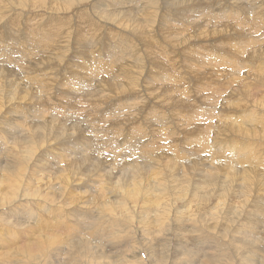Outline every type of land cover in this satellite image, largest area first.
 Returning a JSON list of instances; mask_svg holds the SVG:
<instances>
[{
	"label": "rangeland",
	"instance_id": "obj_1",
	"mask_svg": "<svg viewBox=\"0 0 264 264\" xmlns=\"http://www.w3.org/2000/svg\"><path fill=\"white\" fill-rule=\"evenodd\" d=\"M164 1L0 0V47L3 46L0 48V69L5 67L9 71V81H0V183H6L5 169L9 167H12L10 171L15 180L12 190L8 182L0 189V204L5 206H0V264H264V144L255 143L263 141L228 140L232 136L217 135L210 127L221 123L219 120L226 117L230 122L221 124L240 126V121L250 123L251 119H256L250 115V109L262 108L264 0ZM228 14L232 20L228 19ZM226 29L233 32L221 37ZM43 30L49 31L48 39H54L55 45L47 54L53 61L35 68L29 74L32 80L25 82L27 77L24 72L21 73L24 68L21 55L19 63L15 59L17 55L13 57V63L8 58L11 51L4 49L5 41L11 35L15 37L14 44L24 40L41 47L33 41L34 34ZM212 35L213 39L210 40ZM28 36L32 38L29 41ZM66 36L70 46L64 42ZM112 39L120 42L124 39L127 51ZM29 47L33 55L41 52ZM156 56L161 63L156 61ZM259 61L263 66L253 71L247 68ZM239 64L242 71L236 69ZM125 70L128 77L123 74ZM35 71H39L40 78L47 72L56 73L58 86L52 83L44 94L39 89L33 90V97L29 101L16 103V89H33L32 86L40 82L35 78ZM250 71L253 74L249 78L241 79ZM94 74L100 82L113 80L134 89L123 90L120 96H117V91L103 89L99 94L106 96H94L91 101L87 98L90 88L85 87L84 81L98 86ZM132 79L138 81L137 88ZM35 92L40 95L35 97ZM229 97L241 99L239 104L248 108L246 112L250 114L243 115L244 109L241 110L243 113L240 112L242 114L231 115V118L228 116L231 112L229 109L226 115L223 105L229 103H225ZM86 100L94 105V109L91 105L89 112L84 107L87 106L84 104ZM216 101L218 103L214 104ZM35 110H43L44 114L34 118L32 111ZM246 115L249 119L245 118ZM255 116L262 119L260 115ZM89 118L95 119V124L87 122ZM157 120L162 122L159 124ZM132 127H137L134 133H131ZM136 129L144 130L140 134ZM117 131L123 135L118 141L114 139L118 138ZM99 132L103 133L96 135ZM130 134L135 137L137 145L136 142L124 145ZM101 136L103 141L100 142ZM94 138L95 141H92ZM111 139L115 141L111 142ZM35 142L50 149L42 150L43 158L36 166L31 161V167L37 168V174L33 176L30 173L33 170L28 172V166L22 168L15 162L24 157L27 163L29 153L26 149ZM212 143L214 146L226 144L223 150L227 147L231 150L232 144L257 148L258 151L254 150V154L244 159L251 158L252 163H258L255 166L258 169H252L250 163L245 166L239 163L247 160L226 158L214 152V149L212 151L209 148ZM73 145L81 146L82 154L77 155L79 160L71 162L73 168L66 173L64 160L74 158L70 157V147L73 150ZM145 145L153 150L146 147L148 156L151 153L161 155V163L146 167L149 173L136 181L139 190H135V186H127L126 178L129 176L122 175L124 182L121 187H124L116 192L123 198L111 199L114 203L110 208L111 213H98L94 208L105 210V204H94V198L99 196L102 185H107L108 180L114 178L107 172L114 168L115 162L123 166L117 165L118 172L122 168L126 170L129 164L137 163V158L131 156L132 151L128 148L136 146L140 151L136 153H141L140 149ZM54 149L58 158H63L65 153L67 156L63 158L64 163L60 164V168L52 165L60 161H51L55 156ZM119 150L122 154L118 153ZM7 152H10L8 161ZM84 154L87 156L82 157ZM49 156L50 167H39L47 162ZM90 160L97 162L94 165H104L102 169L106 168L105 172L100 174L80 164ZM112 160L115 162H110ZM111 164L113 166L107 168ZM22 175L25 180L21 181ZM117 175L115 173L119 177ZM64 176L69 179L67 183L62 179ZM38 178L43 182L38 184ZM118 180L114 179L113 186ZM38 186L47 189L44 194L55 190V199L46 201L44 194L29 196L36 193ZM63 188L64 191L75 190L71 200L64 193H61L63 199L58 197V192ZM85 201L90 204L87 205ZM37 203L45 207L41 208ZM59 206L66 212L65 215L58 210L56 213H59L53 216L50 208L56 211ZM28 216L31 220H27ZM41 221L44 224L40 225ZM47 222H50L49 225ZM72 227L77 230L71 231ZM87 228L100 234L91 233L89 236L93 240L88 242L90 245L77 249L76 256L71 253L70 245L72 240L79 242V239L70 236L72 233L77 237L82 233L87 235L90 232ZM35 233L52 236L65 234L62 243L56 245L57 241H50L49 244L55 245L49 247L41 244L42 248L39 249Z\"/></svg>",
	"mask_w": 264,
	"mask_h": 264
},
{
	"label": "bare ground",
	"instance_id": "obj_2",
	"mask_svg": "<svg viewBox=\"0 0 264 264\" xmlns=\"http://www.w3.org/2000/svg\"><path fill=\"white\" fill-rule=\"evenodd\" d=\"M167 3L168 2H170L169 0H165ZM164 1V2H165ZM187 1V0H186ZM255 1V0H254ZM191 2H196V0H192ZM187 4H189V3H187ZM259 6V5H258ZM165 10V9H164ZM258 11V10H257ZM255 13H257V12H255ZM218 15V14H217ZM229 15V17H228V19L230 20L231 19V16H230V14H228ZM233 15V14H232ZM220 20V19H219ZM232 20V19H231ZM11 23H13V22H11ZM217 23V22H216ZM207 28V27H206ZM256 28V27H255ZM254 28V29H255ZM254 29H252V30H254ZM257 29V28H256ZM256 29L254 30V33H255V31H256ZM263 29V28H262ZM240 30V29H239ZM48 32L49 31H41V33H35L34 34V41H33V43H38V45L40 46V45H42L41 47H36V45L34 46V44H31V43H28L27 41H24V40H22V41H19L18 40V42H16L15 44H14V38L15 37H13V36H11L10 35V37L5 41V42H3V43H5L4 44V49H7L8 51H11V53L9 54V56H8V58L9 59H11V60H13V57H15L16 55H17V57L15 58L16 60H18L17 61V63H19V59H20V56L19 55H21V58H22V65H23V63H24V68H23V70L21 71V73L23 74V72H24V74L26 75V77H27V80L25 81V82H27V81H31L32 79L30 78V76H29V74L31 73V72H33L34 70H35V68H39V67H42V66H46V64H49V63H51L52 61H53V59H49L48 57H47V54H48V52H49V50H50V48H53V46L55 45L54 44V39H52V38H49L50 39V41H49V39H48ZM233 32V31H232ZM232 32H229V30L228 29H226L225 30V32L221 35V37H224V36H227V35H229L230 33H232ZM257 32V31H256ZM263 32V31H262ZM93 33V32H92ZM234 33L235 34H239L240 35V33H238V31L237 32H235L234 31ZM250 33V32H249ZM254 33L252 32V36L254 35ZM259 33H261V32H259ZM250 34H248V35H250ZM258 34V33H257ZM263 34V33H262ZM0 35H2V34H0ZM257 36V35H256ZM256 36H254V37H256ZM260 35L258 34V36L257 37H259ZM22 37H24V35H22ZM27 37V36H26ZM241 37V36H240ZM261 37H264V36H261ZM3 39H4V37H2ZM25 38V37H24ZM30 39H32V38H29V36H28V41L30 40ZM65 39V43L66 44H69V46H70V41L67 39V36L64 38ZM211 39H213V35L210 37V40ZM257 39V38H256ZM5 40V39H4ZM27 40V39H26ZM113 41H116L117 43H118V46L119 47H122L123 49H124V51H127V49H126V42H125V40L124 39H122L123 40V42H120L121 40H115V39H112ZM230 40H233V39H229V41ZM258 40H260V39H258ZM263 40V39H262ZM1 41V40H0ZM237 41V40H236ZM261 41V40H260ZM2 42V41H1ZM56 42V41H55ZM239 42V41H238ZM60 43V42H59ZM29 46H31L32 47V49L34 48L35 49V51L37 52V50L36 49H40L41 50V52L38 54V55H33V54H31L32 53V51H31V53H30V47ZM67 46V45H66ZM65 46V47H66ZM1 47H3V46H1ZM0 47V48H1ZM56 47V46H55ZM68 47V46H67ZM93 47V46H92ZM157 47V46H156ZM64 48V47H63ZM62 48V49H63ZM128 48V47H127ZM205 48V47H204ZM210 48V47H209ZM3 49V48H2ZM3 49V50H4ZM31 49V50H32ZM54 49H56V48H54ZM58 49V48H57ZM70 49V48H69ZM114 50H115V47H114ZM117 50V49H116ZM115 50V51H116ZM129 50V49H128ZM210 50V49H209ZM21 51V52H20ZM51 51V50H50ZM59 51V50H58ZM61 51V50H60ZM68 51V50H67ZM211 51V50H210ZM55 52H56V50H55ZM64 52V51H63ZM69 52V51H68ZM93 52V51H92ZM117 52V51H116ZM4 53H5V51H4ZM121 53V52H120ZM157 53V52H156ZM2 54V53H1ZM1 54H0V56H1ZM50 54H51V52H50ZM49 54V55H50ZM56 55H58V54H56ZM63 55V54H62ZM121 55V54H120ZM127 55V54H126ZM217 55V54H216ZM219 55V54H218ZM223 55H225V54H223ZM227 55V54H226ZM23 56V57H22ZM52 56V55H51ZM64 56V55H63ZM129 56V55H128ZM209 56V55H208ZM228 56V55H227ZM7 57V56H6ZM115 57V56H114ZM123 57H125V56H123ZM160 57V56H159ZM194 57H196L197 59H198V57L197 56H194ZM214 57H216V56H214ZM225 57V56H224ZM51 58H55V56L54 57H51ZM230 57H228V59H229ZM152 59V58H151ZM161 59V58H160ZM196 59V60H197ZM218 59H221L220 57H218ZM222 59H224L225 60V58H222ZM122 59H119V61H121ZM164 59H162V61H163ZM64 60H60V62H63ZM118 60H117V62H119ZM156 61L158 62V63H161L160 61H158V56H156ZM233 61H236V60H233ZM154 62V61H153ZM13 63H15V60H13ZM74 63V62H73ZM125 64H126V62H124ZM154 63H156V62H154ZM221 63H223V62H221ZM237 63V62H236ZM27 64V65H26ZM29 64V65H28ZM75 64V63H74ZM230 64V63H229ZM61 65V64H60ZM157 65V64H156ZM219 65H221V64H219ZM240 65V64H239ZM207 66H209V65H207ZM214 66V65H213ZM222 66V65H221ZM260 66H263V63L261 62V61H259V62H254V63H252V64H250L249 66H247V68L249 69H257V68H259ZM51 67V66H50ZM111 67V66H110ZM215 67V66H214ZM218 67H220V66H218ZM231 67V66H230ZM229 67V68H230ZM46 68H48V67H46ZM46 68H42V69H45L46 70ZM216 68V67H215ZM232 68V67H231ZM240 68H242L241 67V65L239 66V68H237V66H236V69L237 70H239V71H242V69H240ZM52 69H54V68H52ZM102 69H104V68H102ZM108 69H110L109 67H108ZM114 69V68H113ZM112 69V70H113ZM118 69V68H117ZM220 69H221V67H220ZM219 69V71H222V70H220ZM1 70V72H0V81H9V71H7V69H5V67H4V69H0ZM100 70V69H99ZM129 70V69H128ZM216 70V69H215ZM232 70H234V69H232ZM243 70H245V67H244V69ZM77 71V70H76ZM103 71H105V70H103ZM212 71H214V70H212ZM218 71V70H217ZM253 71V70H252ZM80 72V71H79ZM101 72V71H100ZM214 72H216V71H214ZM214 72H212V74H214V75H216V73H214ZM233 72V71H232ZM247 72V71H246ZM251 72V71H250ZM248 72V74H246V76H242V78H241V76H240V78L241 79H244V78H249V76L250 75H252L253 74V72ZM122 73V72H121ZM121 73H119V74H121ZM125 73H127L126 72V70H125V72H123V74H125ZM218 73V72H217ZM235 73H236V71H235ZM250 73V74H249ZM122 74V75H123ZM241 74V73H240ZM126 75V74H125ZM127 75H129L128 73H127ZM126 75V77H128ZM236 75H237V73H236ZM235 75V76H236ZM245 75V74H244ZM23 76V75H22ZM119 76V75H118ZM25 77V78H26ZM107 77V76H106ZM119 77H122V76H119ZM124 78H125V76H123ZM162 77V76H161ZM164 77V76H163ZM24 78V79H25ZM35 78L37 79V80H39L40 82L38 83V84H34L32 87H33V89H31V87H20V89H16V103H20V102H25V100H28L29 101V99H31V97H33V90H38L39 89V91H42V93L44 94V93H47L48 91H49V89H50V87H51V84L52 83H56V85L58 84V77H57V74L56 73H54V72H47V73H45V75L43 76L42 75V78H40L39 77V71H38V73L35 71ZM159 78V77H158ZM169 78V77H168ZM99 78H98V76L97 75H95L94 74V80H95V82H96V84L98 85V86H94V85H92L90 82H88V81H84V84H85V87H87V88H90V92H89V94L87 95V98L88 99H90L91 101H92V99L94 98V96H96L95 98H98L99 96H106L105 94H99L100 92H102V90L103 89H108V90H114V92L115 91H117V96H120V95H122L123 94V90H127V89H134V88H129V87H127V86H125L123 83L122 84H119V83H115V82H113V80L112 81H110V82H106V81H99L98 80ZM121 79V78H120ZM126 79H128V78H126ZM163 79V78H162ZM59 80H61V79H59ZM122 80V79H121ZM170 80V79H169ZM67 81V80H66ZM120 81V80H119ZM63 82V81H62ZM65 82V81H64ZM68 82H69V80H68ZM131 82L133 83V84H135V87H136V85H137V83H138V81L137 80H135V79H132L131 80ZM165 82H169L168 80H165ZM165 82L164 83H162V84H165ZM41 83L43 84L42 86H40L41 85ZM159 83V82H158ZM63 85H65V84H63ZM62 85V86H63ZM67 85V84H66ZM72 85V84H71ZM158 85H160V84H158ZM58 86V85H57ZM68 86V85H67ZM34 87H37V88H34ZM66 87V86H65ZM68 88V87H67ZM137 88V87H136ZM64 89V88H63ZM60 90V89H59ZM96 90V91H95ZM87 91V90H86ZM65 92V91H64ZM69 92V91H68ZM74 92V91H73ZM83 92V91H82ZM37 93H39V92H35V97H37L38 95H40V94H37ZM60 93V92H59ZM79 93H81V92H79ZM78 94V93H77ZM98 94V95H97ZM64 95V94H63ZM79 95V94H78ZM42 96V95H41ZM40 96V97H41ZM55 96H56V93H55ZM64 97V96H63ZM211 97H213V95L211 96ZM62 98V97H61ZM65 98V97H64ZM215 98V97H214ZM217 98V97H216ZM211 99V98H210ZM59 100V99H58ZM63 99H61V101H62ZM69 100V99H68ZM221 100V99H220ZM241 99H235V98H233V97H229L228 99H226L225 100V103H226V101H229V103L226 105H223L224 106V110H225V114L227 113V111L230 109L231 110V112H229V115L228 114H226V115H228V116H231V115H236V114H242L243 113V111H241V110H244V109H246L245 111H244V113H243V115L244 114H248L249 112H251V116H253V119H254V117L256 118L255 120H252L251 118V122L249 123V122H247V121H240L241 122V125L240 126H234V125H232V124H230V125H223V124H221L222 122H226V123H229L230 121H229V118L228 119H226V118H224V120H219L221 123H219V124H217V125H211L210 127L211 128H214V130H215V133L217 134V135H220V136H222L223 134H227L228 136H232V138H228V140H230V139H238L239 138V140L240 141H244V142H249V141H257V140H260V141H263V143H257V142H255L256 144H264V121H262L263 120V118H264V102H261L260 103V106H262V108H258V109H250V111L249 112H246L247 111V109L248 108H246V107H244V106H242L241 104H239V101H240ZM72 101V100H71ZM74 101V100H73ZM79 102V101H78ZM179 102H181V101H179ZM182 102H184V101H182ZM77 103V102H76ZM145 103V102H144ZM176 103V102H175ZM185 103V102H184ZM214 104H217L218 103V101H216V103L215 102H213ZM84 104H86L87 106H84L86 109V111H88L89 112V110H92L91 108V105H93V103L92 102H88V100H86V102L84 101ZM83 104V105H84ZM177 104H179L178 102H177ZM188 104L186 103V105H184V107L185 106H187ZM174 106H177V105H174ZM180 106V104L178 105V107ZM183 105H181V107H182ZM186 108V107H185ZM216 108H218V107H216ZM220 108H222V107H220ZM93 109H94V105H93ZM182 109V108H181ZM249 110V109H248ZM43 110H41V111H39V110H35V111H32V117H34V116H40V115H43L44 114V112H42ZM45 111V110H44ZM67 112V111H66ZM66 112H64V114H66ZM153 112V111H152ZM185 112V111H184ZM219 114L218 115H220L221 114V112H222V109L221 110H219ZM240 112H242V113H240ZM38 113V114H37ZM88 114H90V113H88ZM92 114V113H91ZM140 114V113H139ZM138 114V115H139ZM252 114H254V115H252ZM93 115V114H92ZM117 115V114H116ZM130 115H131V113H130ZM249 115V116H250ZM255 115H260L261 117H262V119H260L259 117H256ZM131 116H133V114L131 115ZM136 116V115H135ZM155 115H153V117H154ZM225 116V115H224ZM137 117V116H136ZM221 117H223V116H221ZM35 118V117H34ZM121 118V117H120ZM231 118H232V116H231ZM230 118V119H231ZM245 118H247V119H249V117H247V115H246V117ZM42 119V118H41ZM51 119H55V118H51ZM62 119V118H61ZM155 119H156V117H155ZM165 119V118H164ZM219 119V118H218ZM234 119V118H233ZM66 120H67V116H66ZM152 120V119H151ZM240 120V119H239ZM236 121H238V120H236ZM34 122V121H33ZM62 122V121H61ZM87 122H92V123H94L95 122V119H90L89 118V121H87ZM103 122V121H102ZM114 122H116V121H114ZM121 122V121H120ZM157 123H159V120H157L156 121ZM162 122V121H161ZM160 122V123H161ZM233 122H234V120H233ZM104 123V122H103ZM117 123V122H116ZM131 123V122H130ZM134 123V122H133ZM147 123V122H146ZM159 123V124H160ZM235 123V122H234ZM68 124V123H67ZM95 124V123H94ZM115 124V123H114ZM119 124V123H118ZM152 124V123H151ZM155 124V123H154ZM239 124V123H238ZM64 125V124H63ZM84 126H86L85 124H83ZM82 125V126H83ZM104 125H106V124H104ZM128 125V124H127ZM257 125H260V126H257ZM79 126V125H78ZM120 126H122V125H120ZM132 126V125H131ZM158 127V126H157ZM75 128V127H74ZM85 128V127H84ZM132 128H134V127H132ZM135 128H137V127H135ZM135 128L134 129H132V131H131V133H134L135 132ZM149 128H150V126H149ZM79 129H80V127H79ZM156 129H158V128H156ZM137 130H139V132H137V133H142L143 132V130H141V129H136V131ZM67 131V130H66ZM84 131H89V130H84ZM92 131V130H91ZM101 131V130H100ZM152 131V130H151ZM157 131H159V130H157ZM156 131V132H157ZM70 132V131H69ZM122 132V131H121ZM126 132H128V131H126ZM130 132V131H129ZM155 132V131H154ZM88 133H90V132H88ZM87 133V134H88ZM100 133H103V132H99V133H96V135H99ZM117 133H119V131H117ZM123 133V132H122ZM63 134V133H62ZM67 134V133H66ZM116 135V134H115ZM124 135H126V133H124ZM70 136V135H69ZM84 136V135H83ZM92 136V135H91ZM104 136V135H103ZM147 135H145V136H143L144 138L146 137ZM60 137V136H59ZM58 137V138H59ZM65 137V136H64ZM8 138V137H7ZM99 138V137H98ZM98 138H96L97 140H98ZM120 138H123V135H121L120 133H119V135H118V138H114L116 141H118ZM128 138V137H127ZM84 139H87V138H84ZM91 139V138H90ZM149 139V138H148ZM81 140H82V137H81ZM115 140H112L111 139V142H113V141H115ZM65 141V140H64ZM88 141V140H87ZM92 141H95V138L94 139H92ZM100 142L101 141H103V138H102V136H101V140H99ZM98 141V142H99ZM149 141H151V140H149ZM110 142V143H111ZM123 142V141H122ZM134 142H136V139H135V137H133V135L132 134H130V137H129V140L127 139V141L124 143V145H128L129 143L130 144H132V143H134ZM89 143H91V142H89ZM95 142H93L92 144H94ZM103 143V142H102ZM108 143H109V141H108ZM119 143V142H118ZM152 143V142H151ZM227 143H230V142H227ZM64 144V143H63ZM77 144V143H76ZM96 144V143H95ZM104 144H106L105 143V141H104ZM103 144V145H104ZM117 144V143H116ZM149 144V143H148ZM4 145H9V144H4ZM3 145V146H4ZM20 145H21V143H20ZM108 145H110V144H108ZM111 145H112V143H111ZM114 145V144H113ZM120 145H122V144H120ZM136 145H137V142H136ZM154 145H155V141H154ZM215 144H210L209 145V148L212 150V149H214V150H212V151H214V152H216V153H219V154H221V155H223V156H225L226 158H230V159H235V158H237V159H243V160H247V161H241V162H239L240 164H242L243 166H245L246 164H249L250 163V165H251V168L252 169H258L257 167H255V166H258V163L257 164H254V163H252V161H251V158H249V159H244V157H248L250 154H252L253 153V151L254 150H257V148H248V147H245V148H243V147H238L237 145H233L232 144V149L231 150H228V147L225 149V150H223L224 148H225V146H226V144L225 145H223V146H214ZM231 145V144H230ZM74 146V145H73ZM97 146V145H96ZM99 146H101V145H98V147ZM130 146V145H129ZM140 146H142V145H140ZM2 147V146H1ZM6 147V146H5ZM68 147V146H67ZM67 147H65L64 149H66ZM104 147V146H103ZM113 147V146H112ZM117 147V146H116ZM115 147V148H116ZM147 145H145V146H143V149H140L141 150V153H136V152H140V151H138V149H137V147L136 146H131V147H129L128 149H129V151H132V155L131 156H133V157H136L137 158V163H135V164H133V165H127V166H129L126 170H124V168H122V171H120V172H118L119 171V169H117V165L118 166H121V167H123L121 164H119V163H117V162H115V161H117V159L115 160V161H110V162H115V164H114V166L111 164V165H109L107 168H109V167H111V166H113L114 168L113 169H111L109 172H107V174H109V175H111V176H114V178H112V179H110V180H108V184L107 185H102V187H101V189L99 190L100 191V193H99V196L98 197H95L94 199H95V203L94 204H98V203H100V202H103L104 204H105V210L104 209H101L100 207H95L94 209L95 210H98V213H108V212H110L111 210H110V208H113V202H111L112 200V198H115V199H121V198H123L122 196H120V194L118 193V192H116L117 190H120V189H122L123 187H121L122 186V175L123 176H129V177H127L126 178V180H128L127 182H128V185L127 186H135L136 188H134L135 190H139V188H138V185H137V183H136V181L137 180H140L141 179V177H142V175L143 174H148L149 172L147 171V169H146V167L147 166H151V165H154V164H159V163H161V162H159V160L161 159V157H159V156H161V155H157V154H150L149 156L147 155V151H148V149H149V147H147ZM153 147V146H152ZM100 148H102V147H100ZM139 148V147H138ZM24 149H25V147H24ZM34 149V150H33ZM49 150V149H46L45 148V146L42 144V143H39V142H35L33 145H31L28 149H26V151H28V153H29V155L26 157V160H27V163H26V161H25V159H24V157H20V158H18L17 159V161L15 162V164H18V165H20V166H22V168H26L27 166V170H28V172H30L31 170H33V171H31L30 173H32V175L33 176H35L36 174H37V168H35V167H31V161H32V163H34L35 162V166H36V164L37 163H40V161L42 160V158H43V155H41V152H42V150ZM68 149V148H67ZM80 149H81V146H74L73 147V150H72V148L70 147V157L71 156H74V158L73 157H71V159L70 158H65V157H67V156H65L66 155V153H65V155L63 156V158H65V160L63 159V158H58V155H56V149H54L53 151H54V153H55V156H53L52 157V162H53V160H60L59 161V163H55V164H53L52 162V165H53V167H55V168H60V164H62V163H64L63 162V160L66 162V164H64L65 166H66V168H64V170H65V172L66 173H68L69 171H71L72 170V168H73V164L71 163V162H74V161H76V160H79L80 158H78L77 157V155H79V154H82L81 152H80ZM105 149V148H104ZM113 148H111V150H112ZM33 150V154H32V151ZM52 150V149H51ZM63 150V149H62ZM149 150H151V149H149ZM219 152H218V151ZM59 151V150H58ZM65 151V150H64ZM73 151V152H72ZM115 151H117V149L115 150ZM151 151H153V150H151ZM258 151V150H257ZM50 152H52V151H50ZM103 153H104V151H102ZM105 152H107L106 150H105ZM113 152V151H112ZM121 151L119 150V152L118 153H120ZM31 153V154H30ZM63 153V152H62ZM108 153H111V152H109V150H108ZM114 153V152H113ZM125 153V152H124ZM131 153V152H130ZM134 153H136V154H134ZM161 153V152H160ZM177 153V152H176ZM255 153V152H254ZM253 153V154H254ZM43 154V153H42ZM57 154H58V152H57ZM115 154V153H114ZM120 154H122V153H120ZM119 154V155H120ZM2 154L0 153V156H1ZM9 155H10V152H7V156H6V159H7V161L9 160L8 159V157H9ZM40 155V157H38ZM47 155H49V154H47ZM63 155V154H62ZM124 155V154H123ZM163 155H165V154H163ZM162 155V156H163ZM173 155V154H172ZM175 155V154H174ZM257 155V154H256ZM52 156V155H51ZM51 156H49V157H47L48 159H47V162L46 163H43L41 166H39V167H50L49 165H50V159H51ZM87 155L86 154H84L82 157H86ZM251 156H253V155H251ZM164 157H166V156H164ZM177 157H178V153H177ZM238 157H240V158H238ZM256 156L254 155V158H255ZM263 157V156H262ZM41 158V159H40ZM176 158V157H175ZM174 158V159H175ZM110 159V158H109ZM111 159H113V158H111ZM258 158H255V160H257ZM260 159H262V158H260ZM108 160V159H107ZM170 161V160H169ZM125 162V161H124ZM139 162V163H138ZM171 163H172V161H170ZM132 163V162H131ZM58 164V165H57ZM80 164L82 165V166H84V167H91V168H93L94 170H96L98 173H100V174H102L103 172H105V170H106V168H105V170L104 169H102L103 167H104V165L103 166H101V165H94V164H97V162H95V161H93V160H90V161H85V162H80ZM103 164H105V162L103 163ZM137 164V165H136ZM163 164V163H162ZM260 164V163H259ZM51 165V166H52ZM262 165V164H261ZM8 166V165H7ZM116 167V168H115ZM6 168V167H5ZM10 168H12V167H9V168H6L5 170H6V173H7V176L5 175V177H6V180H5V182L6 183H4L3 185L0 183V189H2V188H4V185H6L7 184V182L9 183V189H11L12 190V188H13V186H14V183H15V180H14V177H12V171H10ZM118 168H120V167H118ZM3 171V170H2ZM124 172V173H123ZM152 172V171H151ZM115 173H117L118 175L117 176H119V177H116L115 176ZM3 174H4V172H3ZM152 174H153V172H152ZM158 174H161L160 172L158 173ZM32 175H31V177H32ZM4 176V175H3ZM29 177V176H28ZM116 177V178H115ZM36 178V177H35ZM26 179H27V176H26ZM30 179V178H29ZM28 179V180H29ZM62 179H63V181L64 182H68L69 181V179L67 178V176H64V177H62ZM114 179H119L117 182H116V185L115 186H113V182H114ZM22 180H25V177H24V175H22V179H21V181ZM28 180H26V182L28 181ZM17 181V180H16ZM32 181V180H31ZM1 182V181H0ZM33 182V181H32ZM37 182H38V184H40V183H42L43 182V180L41 179V178H38L37 179ZM124 182V181H123ZM126 182V183H127ZM29 183V182H28ZM22 184V183H21ZM30 184V183H29ZM25 185V184H24ZM31 186V185H30ZM33 186V185H32ZM26 188H27V186H25ZM46 188V187H45ZM52 188V187H51ZM54 188V187H53ZM62 188V187H61ZM30 190V189H29ZM47 189H43L42 187H36V193H34V194H31V195H29V196H34V197H36L38 194L41 196V195H43L44 193H45V191H46ZM52 191H49L47 194H44V196H45V199H46V201H48L49 200V198H52V199H55V195H56V193L55 192H53V191H55V190H53V189H51ZM66 190V189H65ZM73 191H75V190H67V191H64V188L61 190L60 189V192H58V197L60 198V199H63V194H61V193H64L66 196H67V198H71V194L73 193ZM24 192H25V190H24ZM23 192V193H24ZM15 195V198L17 197V192L16 193H14ZM25 195V194H24ZM68 199V200H69ZM71 200V199H70ZM64 201V200H63ZM98 201V202H97ZM13 202H15V201H13ZM39 202H41V203H45L46 204V202L45 201H39ZM36 203V202H35ZM85 203H87V205L88 204H90L89 202H87V201H85ZM85 203H83L84 204V206L86 205ZM4 204L2 203V204H0V206H2V207H5V206H3ZM11 205V204H10ZM36 205H38V203L36 204ZM35 205V206H36ZM120 205H122V203L120 202ZM125 204L123 203V206H124ZM38 206H40V204L38 205ZM20 207V206H19ZM41 208L42 207H45V206H40ZM39 207V208H40ZM91 207V206H90ZM23 207H21L20 209H22ZM40 208V209H41ZM51 210V212H52V214H53V216L54 215H56V214H58V213H56L58 210H60V212L62 211V209L63 208H61V206H59L58 207V209H56V211H55V209L53 210L52 208H50ZM90 209V208H89ZM3 210V209H2ZM18 210V209H17ZM24 210V209H23ZM42 210V212H44V210L43 209H41ZM113 210V209H112ZM31 211V210H30ZM46 212H49V211H47V209L45 210ZM85 211V210H84ZM77 212V211H76ZM80 212V210L78 211V213ZM112 212V211H111ZM110 212V213H111ZM35 213V212H34ZM61 213H63L64 215H65V213L62 211ZM98 213H96V214H98ZM71 214V213H70ZM81 214V213H80ZM93 214H95L94 212H93ZM6 215V214H5ZM37 215V214H36ZM46 215H48V214H46ZM50 215V214H49ZM48 215V216H49ZM76 215H79V214H76ZM25 216V215H24ZM31 216H33V214H31ZM93 216V215H92ZM3 217V216H2ZM13 218H15L14 216H12ZM27 217V216H26ZM29 217V216H28ZM41 217V216H40ZM57 217H59V216H57ZM56 217V218H57ZM80 217V216H79ZM94 217V216H93ZM53 218V217H52ZM60 218H61V216H60ZM74 218V217H73ZM78 221H79V218H77V216L75 217ZM87 218V217H86ZM85 218V219H86ZM58 219V218H57ZM82 219H83V216H82ZM27 220H31L30 219V217H29V219H27ZM43 220V219H42ZM45 220V219H44ZM80 220H81V218H80ZM12 221V220H11ZM48 221V220H47ZM56 221V220H55ZM82 221V220H81ZM97 221V220H96ZM42 222V223H41ZM41 222H39L40 223V225L41 224H44V222L43 221H41ZM94 222V221H93ZM101 222V221H100ZM21 223V222H20ZM50 223V222H49ZM49 223L47 222V224L49 225ZM61 223V222H60ZM67 223V222H66ZM82 223H84V221L82 222ZM22 224V223H21ZM114 226L116 225V224H113ZM118 225V224H117ZM116 225V226H117ZM35 227H37V226H35ZM47 228V227H46ZM46 228H44V227H42L41 229H46ZM77 228V227H76ZM124 228V227H123ZM40 229V228H39ZM67 229V228H66ZM88 229V228H87ZM90 229V228H89ZM88 229V230H89ZM117 229V228H116ZM34 230H36V228H34ZM38 230V229H37ZM71 231L72 230H77V229H73V227H72V229H70ZM93 229H91V231L90 232H88L87 233V235H85L84 233H82L83 231H80V233H82V236H75L73 233H72V235L70 236V237H72L73 239H79V242H76V241H74V240H72V244L70 245L71 247H72V249H70L71 250V253H74L75 255L77 254L76 252H77V249H79V248H81V247H87L88 245H90V244H88V242L89 241H91V239H92V237H90L89 235H91V233L93 234H95V235H97L98 236V234H100V233H98V232H96V231H92ZM125 230V229H124ZM47 231V230H46ZM117 231V230H116ZM43 232V231H42ZM74 232V231H73ZM78 232H79V230H78ZM96 232V233H95ZM23 233H25L26 234V232H24L23 231ZM46 233H48V232H46ZM55 233V232H54ZM68 234H69V232H67ZM71 233V232H70ZM32 234V233H31ZM36 234V233H35ZM38 234V233H37ZM36 234V235H37ZM63 234H65V233H62L61 235H54V236H52V235H48V234H39V235H37L36 236V239H38L39 240V244H40V247H39V249L40 248H42V246H41V244H45V245H47V246H53V245H55L54 243H51V244H49V242L50 241H57L56 242V245L57 244H59L60 242L62 243V238H64V237H62V236H64ZM112 234V233H111ZM77 235V234H76ZM94 235V236H95ZM106 235V234H105ZM33 236V235H32ZM35 236V235H34ZM33 236V237H34ZM100 236V235H99ZM107 236H109V235H107ZM29 237V236H28ZM96 237V236H95ZM80 239H81V241H80ZM93 240V239H92ZM104 240H105V238H104ZM105 242V241H104ZM111 242V241H110ZM109 242V243H110ZM112 242H114V240L112 241ZM111 244V243H110ZM67 245V244H66ZM73 245V246H72ZM171 245V244H170ZM115 246H117V245H115ZM4 247H6V246H4ZM99 247V246H98ZM128 247V246H127ZM126 247V248H127ZM115 248V247H114ZM82 251V250H81ZM50 254H53L52 252L50 253ZM57 254H58V251H57ZM223 254H226V253H223ZM54 255V254H53ZM67 255V254H66ZM77 256V255H76ZM75 256V257H76ZM198 256V255H197ZM39 264V263H38ZM84 264V263H83Z\"/></svg>",
	"mask_w": 264,
	"mask_h": 264
}]
</instances>
